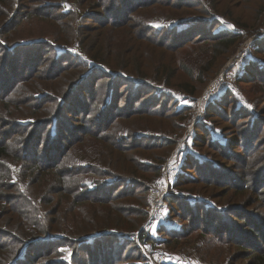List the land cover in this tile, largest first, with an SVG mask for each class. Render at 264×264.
Here are the masks:
<instances>
[{
  "label": "trees",
  "instance_id": "trees-1",
  "mask_svg": "<svg viewBox=\"0 0 264 264\" xmlns=\"http://www.w3.org/2000/svg\"><path fill=\"white\" fill-rule=\"evenodd\" d=\"M129 1L0 0V264H111L139 251L137 240L154 243L143 228L148 199L141 194L154 188L163 172L165 155L155 148L175 144L164 134L169 122L187 112L172 110L167 100L178 106L176 99L154 84L160 80L172 89L168 85L176 77L184 71L192 76L195 69L167 54L205 44L215 61L196 78L203 84L206 72L217 66L212 63L224 60L242 37L228 21L254 24L264 13V0H239L237 7L244 4L252 10L248 21L228 4L220 10L223 0ZM144 11L179 19L173 26L156 28L151 20H142ZM113 35L121 37L113 40ZM193 35V41L179 45ZM254 48L264 56V39ZM258 65L253 71L264 80V62ZM252 66L246 67L249 77ZM184 82L190 97H197L201 87ZM96 87H104L105 93L91 116ZM225 97L208 103L206 118L194 132L203 136L206 130V144L229 159L237 154L223 152L230 140L225 129L209 123L212 116L226 112ZM121 100L126 104L121 106ZM232 104L231 111L239 112L233 119L249 116L248 128L238 131L236 140L240 144L248 132L251 157L264 146V106ZM199 142L194 138L193 144ZM195 153L187 151L181 174L195 184L200 181L205 190H226L228 205L212 194L214 204L210 198L187 196L182 201L195 211L183 210L171 193L172 188L182 190L181 180L173 183L167 202L184 211L192 229L207 235L218 232L219 242L236 247L234 264H264V154L258 161L261 167L250 165L247 180L241 182L229 169L227 177L220 178L219 161L205 163L209 158L199 159ZM205 168L208 171L201 172ZM191 184L190 190L195 188ZM233 216H240L243 225L228 221ZM159 230L170 236L163 238L166 242L174 239V230L163 225ZM38 258L43 259L37 263Z\"/></svg>",
  "mask_w": 264,
  "mask_h": 264
},
{
  "label": "rangeland",
  "instance_id": "rangeland-1",
  "mask_svg": "<svg viewBox=\"0 0 264 264\" xmlns=\"http://www.w3.org/2000/svg\"><path fill=\"white\" fill-rule=\"evenodd\" d=\"M223 1L224 3L219 6L220 10H224V6L228 4L232 6L233 12L236 16L240 17L242 21H248L252 10H249L248 8L246 9L244 7V4H241L237 7L236 5L240 3L239 0ZM125 3L129 4L130 1L126 0ZM139 3H141V0H139ZM140 16L142 20H151V23L154 24L156 28H161L162 26L166 25L173 26L179 19L176 15H173L171 13L165 15L155 13L153 15V13L150 11H144ZM102 21L108 22V19H102ZM91 23L95 22L92 20ZM228 23L236 29H239L242 33V37L239 39L230 54L223 58L224 60H219V64H217V62L212 63L211 66H217L213 71L210 68V70L206 72L207 80L205 81V83H198L196 78L198 77L199 73L202 72V68L209 67L210 63L212 61H215L210 58L211 52L209 49L207 50L205 44L196 43L192 45V48L190 49L182 50L183 48H178L174 52H169L167 54V57L170 59H174L177 64L185 65L189 67V69H191V66L195 67V69H193L191 73L192 76H187L189 72L184 71L185 75L183 74L182 77H176L172 84L168 85L169 87L171 86L172 89H167L168 87L164 86L163 82L160 80L156 81V84H154L155 87L160 91H168L171 97L176 99L178 106H173L174 102L172 101L171 103H169L171 100H167V104H170L172 106V110H175L176 107L186 108L187 110L186 113L184 112L178 115L177 118L171 119L168 124V130L164 133L166 136L173 138L172 140L175 139V144L173 145V147L164 150L155 148L156 153L165 155V162L163 165L161 178L159 179L160 181H158V184L153 186L154 188H151L150 191L152 189H155V187H159L167 164L171 163L175 167V169L171 172V186L169 192H166L167 194L165 193L163 197L164 201L167 204L162 206V209L159 212L155 213V215L153 216V213H151L150 211L151 208L149 209L151 199L149 197L150 191L147 194L145 192L141 194L144 195L146 199H148V206L146 207V212L148 214L143 223V228L145 229V231H148L156 241L147 246L137 240L139 251H132V253L129 255L131 256V258L129 259L121 261L113 260L111 264H234L237 260V258L233 257V253L236 251V247L230 244H226V242H219V240H217L220 236L218 232L211 231L212 234L207 235L200 229H192L191 224L186 222L190 220H186L185 215H183V210L185 208L187 209V207H190L191 211H195V208L193 206L182 201V199L187 196H196L202 201L210 198V204H214L211 200L213 199L212 197H216L220 199V201H224L222 202V205L226 206L228 205V203H226L225 201L229 194H226V190L221 191V187L214 188L213 190H205L202 187L200 181L196 182L195 184L194 181L192 182V177H189L188 174L182 175L180 172L182 164L184 162L185 154H187L188 150L196 152L195 155L197 154L199 156V159L209 158L208 161H204L205 163H212V159L219 161L218 166L220 168V172L222 173L220 174V178L222 179L224 177H227L226 173L228 172L227 169H229V171L232 172L235 177H240L241 182H245L248 177V171L252 169L250 168V165L255 168L261 167L258 161L262 159V155L264 154V146L261 148L260 152L250 157V155L248 156V148L251 145L248 144V132H245L243 134V136H245L246 138L244 141H241L240 144V139L236 140L237 137H239V134L242 133L243 130L248 128V114H241L233 119L232 117L235 114L238 115L239 112L235 113V110L233 112L231 110L233 108V101L239 102L241 105L247 108L256 106L258 109H260L264 106V80H261L262 77L257 76V74L253 71V69H256V67L259 66L258 64H263L264 62L263 54L258 52L257 48H254L256 42L264 39V13L254 24H252L251 22L245 24L244 22L241 25H236V23L232 22L231 20L228 21ZM120 37V35H113L110 38L116 40ZM196 37L197 35H193L190 38L186 39L182 38L179 45L184 46L185 42L188 39L189 41H193ZM149 58L150 56L148 54H145L144 61L148 63ZM261 59H263V61ZM249 65H253L252 71H250L249 74L251 77L246 74V67H250ZM259 69L260 68H257L258 71ZM223 74L224 80L216 82V79L218 78L219 80V77ZM241 79L244 80L243 83L240 82ZM184 81L191 83L192 87H196V89L201 87V90L199 91L197 97H190L189 92L184 88ZM100 85L101 82L97 84L98 87ZM209 87H212V90L215 89L213 95L210 96L206 95L207 92L209 93ZM228 90L230 91L232 96L228 94ZM148 92V90L145 91L143 96H146ZM94 93L96 95V99L93 100L92 108L94 109V112L91 111V116L95 115V111L97 110L95 103H102L103 101L102 97L105 93L104 87H102L101 89L96 87ZM225 95L226 97L224 99V103L226 105V112L222 113L223 116H219L218 114L212 116L213 118L209 120L211 121L209 123L214 127H222L223 129H225L224 132L226 134L224 135L230 140L227 142L226 149L222 150L224 153L233 152V154H237L232 155L229 159L224 158L216 150L206 144L209 140L206 130L205 132H203V136H198L194 132L196 131V126L199 125L200 122L204 121V118H206V107L208 103L211 101H216L217 99ZM125 104L126 103L124 102V100H121L120 105L122 106ZM216 109L219 110V108ZM80 117H82V115ZM23 121L25 120L23 119ZM159 123V119L154 120V125H158ZM161 123L164 127H166L167 124L163 120ZM151 127L153 128L152 124ZM260 130L261 128L259 127V132ZM238 131L241 132L238 133ZM194 138L201 139V142H199L200 144H197V146L193 144ZM144 142L146 143L150 141L146 140ZM222 144L226 145V142L223 141ZM202 155H205L206 157ZM212 155H214V157L217 159L211 158L210 160V157H212ZM259 155H261L260 158H258ZM239 156L240 159L236 161V157ZM248 158L250 164L248 163ZM261 165H264V162H262ZM207 171L208 168L201 170V172ZM241 174H243V176ZM194 175L195 176L193 177H198L197 173H194ZM179 180H181V183H179V185L183 187L182 190L176 192L177 189L172 188L171 191L173 183ZM191 183L195 185V188L190 190V188L192 187ZM260 189L264 190V184ZM170 191L171 193H176V198L180 199L179 203L183 205V210H181L178 206H172L171 202H167V197L169 196ZM240 201H244V197L241 198ZM239 217L240 216H233L228 221H233V224L236 226L243 225V223H240ZM159 225H163L169 230L171 229V231L174 230V239L167 242L163 240V238L165 237H167L166 239H170V236L161 232L159 230ZM226 226H230V222H228ZM224 228L225 227L222 228V231H224ZM186 232H188L187 235H185ZM176 235H179V238H176ZM160 238H162V240ZM246 241H248V239ZM134 244L136 243L134 242ZM54 246H52L51 248H53ZM42 259L43 258H41L40 260L39 258L35 259V262L38 263ZM243 263H245V261L241 260L240 262H238V264Z\"/></svg>",
  "mask_w": 264,
  "mask_h": 264
},
{
  "label": "built area",
  "instance_id": "built-area-1",
  "mask_svg": "<svg viewBox=\"0 0 264 264\" xmlns=\"http://www.w3.org/2000/svg\"><path fill=\"white\" fill-rule=\"evenodd\" d=\"M223 80H224V74L219 77V80L217 78L216 82L223 81ZM214 92H215V89L212 90V87H209V93L207 92L206 95L208 96L213 95ZM174 169L175 167L171 163L167 164V167L165 169L166 173L165 172L163 173V178L161 180L159 187H155V189H152L149 193V197L151 198L149 209L151 208L150 211L151 213H153V216L155 215V213L159 212L162 209V206L167 204L164 201L163 197L166 192H169V189L171 186V172Z\"/></svg>",
  "mask_w": 264,
  "mask_h": 264
}]
</instances>
